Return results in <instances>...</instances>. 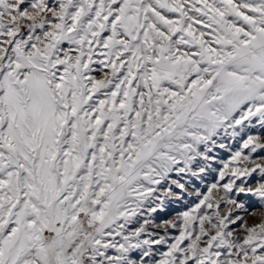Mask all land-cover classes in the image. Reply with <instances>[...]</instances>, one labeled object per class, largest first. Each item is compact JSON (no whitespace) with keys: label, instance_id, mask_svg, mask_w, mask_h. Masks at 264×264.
Returning <instances> with one entry per match:
<instances>
[{"label":"snow or ice","instance_id":"1","mask_svg":"<svg viewBox=\"0 0 264 264\" xmlns=\"http://www.w3.org/2000/svg\"><path fill=\"white\" fill-rule=\"evenodd\" d=\"M0 264H264V0H0Z\"/></svg>","mask_w":264,"mask_h":264},{"label":"rangeland","instance_id":"2","mask_svg":"<svg viewBox=\"0 0 264 264\" xmlns=\"http://www.w3.org/2000/svg\"><path fill=\"white\" fill-rule=\"evenodd\" d=\"M222 155H224V156H225V158H227V156H228V153H222Z\"/></svg>","mask_w":264,"mask_h":264}]
</instances>
